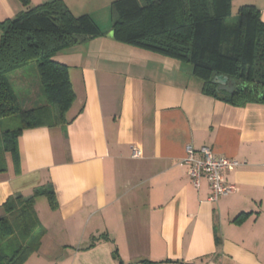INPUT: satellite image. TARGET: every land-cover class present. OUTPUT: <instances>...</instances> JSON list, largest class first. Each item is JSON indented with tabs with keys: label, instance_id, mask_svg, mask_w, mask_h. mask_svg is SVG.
<instances>
[{
	"label": "crops",
	"instance_id": "0c3cea01",
	"mask_svg": "<svg viewBox=\"0 0 264 264\" xmlns=\"http://www.w3.org/2000/svg\"><path fill=\"white\" fill-rule=\"evenodd\" d=\"M63 1L102 34L54 56L75 93L68 122L23 129L15 156L4 155L0 217L8 197L36 188H52L56 202L34 197L45 233L23 264H264V105L203 93L179 59L128 43L136 59L117 54V0ZM233 4L255 5L264 22V0ZM22 8L0 0V21ZM186 144L237 161L225 173L236 190L208 201L206 179L195 187L187 174Z\"/></svg>",
	"mask_w": 264,
	"mask_h": 264
},
{
	"label": "trees",
	"instance_id": "16d2710c",
	"mask_svg": "<svg viewBox=\"0 0 264 264\" xmlns=\"http://www.w3.org/2000/svg\"><path fill=\"white\" fill-rule=\"evenodd\" d=\"M23 8L0 21V125L18 117L16 128H0V172L4 155L15 156L23 129L68 122L73 91L68 67L55 54L87 38L101 35L89 15H74L63 0L37 5L19 0ZM234 0H117L113 37L191 65L202 92L229 104L264 105V22L253 4ZM35 64L44 103L24 107L6 74ZM225 75L236 82L232 92L217 90L212 81ZM44 194L55 205L50 187L36 188L32 196H10L0 217V264H23L35 253L45 233L33 202ZM186 264V263H184Z\"/></svg>",
	"mask_w": 264,
	"mask_h": 264
},
{
	"label": "built area",
	"instance_id": "2783aa9c",
	"mask_svg": "<svg viewBox=\"0 0 264 264\" xmlns=\"http://www.w3.org/2000/svg\"><path fill=\"white\" fill-rule=\"evenodd\" d=\"M200 153L201 156L197 157L193 147L190 144L185 145V155L182 161L187 165V174L192 184L198 187L201 178H205L210 188L207 198L210 202H215L220 196L234 192L236 186L227 183L225 173L233 169L237 161L224 156H215L208 148H202ZM132 156H140V150L134 147Z\"/></svg>",
	"mask_w": 264,
	"mask_h": 264
},
{
	"label": "rangeland",
	"instance_id": "374dc122",
	"mask_svg": "<svg viewBox=\"0 0 264 264\" xmlns=\"http://www.w3.org/2000/svg\"><path fill=\"white\" fill-rule=\"evenodd\" d=\"M236 0V4H237ZM238 5H234L233 10L235 11ZM103 23H105V19L102 18L101 20ZM137 50V49H136ZM134 47H130L127 43H117L114 46V51H116L117 54H129V58L136 59L134 57H137L138 50L136 51ZM108 53V52H105ZM125 57V56H124ZM55 58V57H54ZM154 60V58H152ZM185 62V61H184ZM68 65L74 64L72 60H69ZM185 66H191L189 63L185 62ZM6 77L10 81L12 87L14 88L17 96L19 97L21 104L23 106L27 105V101L32 98L33 95H37L38 101L35 102V106L39 105L41 103H44V97L39 89V83H38V76H37V68L36 65L31 63L26 65L23 68H20L16 71H12L6 74ZM32 100V99H31ZM19 126V119L18 117H11L10 119H5L2 121L0 128L1 129H7V128H16ZM57 260H55L56 263ZM43 264H48L46 260L42 261ZM53 263V264H55Z\"/></svg>",
	"mask_w": 264,
	"mask_h": 264
},
{
	"label": "water",
	"instance_id": "95a60500",
	"mask_svg": "<svg viewBox=\"0 0 264 264\" xmlns=\"http://www.w3.org/2000/svg\"><path fill=\"white\" fill-rule=\"evenodd\" d=\"M212 81L217 85V90L221 89L228 92H232V90L236 86V82L234 80H229L228 77L225 75H216L214 76ZM228 82L230 83V86H227Z\"/></svg>",
	"mask_w": 264,
	"mask_h": 264
},
{
	"label": "flooded vegetation",
	"instance_id": "af4514ba",
	"mask_svg": "<svg viewBox=\"0 0 264 264\" xmlns=\"http://www.w3.org/2000/svg\"><path fill=\"white\" fill-rule=\"evenodd\" d=\"M227 86H230V83L229 82L227 83Z\"/></svg>",
	"mask_w": 264,
	"mask_h": 264
}]
</instances>
